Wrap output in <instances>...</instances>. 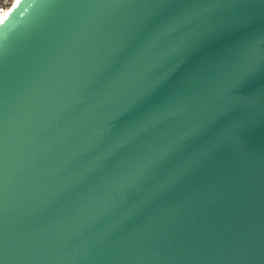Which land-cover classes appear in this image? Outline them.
I'll return each instance as SVG.
<instances>
[{"label": "water", "instance_id": "95a60500", "mask_svg": "<svg viewBox=\"0 0 264 264\" xmlns=\"http://www.w3.org/2000/svg\"><path fill=\"white\" fill-rule=\"evenodd\" d=\"M0 264H264V0H20Z\"/></svg>", "mask_w": 264, "mask_h": 264}, {"label": "built area", "instance_id": "2783aa9c", "mask_svg": "<svg viewBox=\"0 0 264 264\" xmlns=\"http://www.w3.org/2000/svg\"><path fill=\"white\" fill-rule=\"evenodd\" d=\"M19 1L20 0H0V23L7 18Z\"/></svg>", "mask_w": 264, "mask_h": 264}]
</instances>
